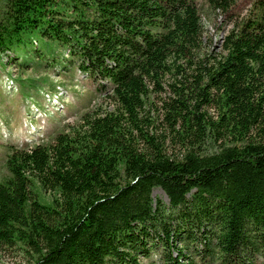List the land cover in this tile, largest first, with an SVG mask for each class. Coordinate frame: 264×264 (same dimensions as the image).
<instances>
[{"label":"trees","instance_id":"obj_1","mask_svg":"<svg viewBox=\"0 0 264 264\" xmlns=\"http://www.w3.org/2000/svg\"><path fill=\"white\" fill-rule=\"evenodd\" d=\"M202 33L196 0H0V55L53 41L110 102L9 145L0 245L25 264H264V0L218 49Z\"/></svg>","mask_w":264,"mask_h":264},{"label":"rangeland","instance_id":"obj_2","mask_svg":"<svg viewBox=\"0 0 264 264\" xmlns=\"http://www.w3.org/2000/svg\"><path fill=\"white\" fill-rule=\"evenodd\" d=\"M255 1L240 0L230 14H226L210 11L205 0H196L207 48L218 49L223 36L235 21L248 14ZM43 42L52 49L42 53ZM0 56L1 181L8 174L9 145L49 142L59 130L66 129V125L79 122L84 112L96 107L106 108L110 102L97 91L87 74L77 69L67 50L53 41L35 39L17 53L8 51ZM33 83L38 86L37 91ZM32 188L40 202H51V193L43 190L35 178H32ZM151 196L153 201L159 199L167 203V196L160 187H154ZM139 259L142 264H161L157 252ZM0 264H25V258L18 246L0 245Z\"/></svg>","mask_w":264,"mask_h":264}]
</instances>
